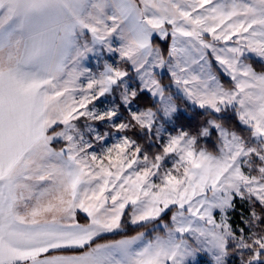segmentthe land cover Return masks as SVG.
<instances>
[{"label":"snow or ice","instance_id":"obj_1","mask_svg":"<svg viewBox=\"0 0 264 264\" xmlns=\"http://www.w3.org/2000/svg\"><path fill=\"white\" fill-rule=\"evenodd\" d=\"M157 39H170L166 54ZM110 54L133 75L107 60L92 70ZM114 90L120 104L93 105ZM145 93L153 106L134 109ZM174 97L207 114L194 133L168 131ZM213 134L210 151L199 142ZM126 224L142 230L121 235ZM108 234L120 238L98 242ZM201 254L264 264V0H0V264Z\"/></svg>","mask_w":264,"mask_h":264},{"label":"rangeland","instance_id":"obj_2","mask_svg":"<svg viewBox=\"0 0 264 264\" xmlns=\"http://www.w3.org/2000/svg\"><path fill=\"white\" fill-rule=\"evenodd\" d=\"M164 42H165L164 40H159V39H157V40L154 41V43L157 44V45H159L165 51V54H166L167 49H168V46L171 43V41L169 39V40H167L166 43H164ZM105 60H107L108 63H111L114 66L121 67L122 69H127L129 71V74L130 75H133L131 68L127 64L120 63L119 56L118 55H111V58L110 59H109L108 56H105L103 59H101L99 61H97V59L95 57H93L92 60L90 61V66L92 67V70L94 72L101 71L102 68L100 67V65H102ZM252 60L258 61V59L255 58V57H253ZM249 62L252 63L253 66L258 71L261 70V68H257L256 65L251 60ZM213 67H214V70L218 71V69L215 68V65ZM158 75L162 78L163 83H165V84H170L171 83L170 78H169V74L167 73L166 70H158ZM221 79L224 82V80H223L222 77H221ZM132 83H133V86L135 87V86H137L139 84V81H138V79L134 78L133 81H132ZM225 85L226 86H230V83H228V84L225 83ZM169 91H171L173 93H176V87H175V85H173L169 89ZM174 98H176V97H174ZM113 103H115V104H120L121 103L120 95H119V90H114L112 93L106 94L104 97H100L97 101H93V105L98 110H101V111L105 110L106 108L111 107L113 105ZM176 104H177V107H178V111H177V113H178L181 110V106H180V104H179V102L177 100H176ZM137 106L141 110L144 109V108H146V107H151V106L145 105L143 103H140L138 100L136 101V104L134 105V109ZM121 111H123V109H121ZM125 115H127V114L125 113ZM175 122H176V120H175V116H174L172 118L171 124L167 125L168 131L169 132H172L173 134H174L175 130H179L180 129L179 127L175 126ZM83 123H84V121L81 120V124H83ZM89 123H92V126L95 127V128H97V130L100 131V132H102V133L109 132V130L111 128V125L110 124H107V123H102V122H89ZM184 129L187 130L186 128H184ZM111 132H112V135L107 138V145H104V142H102V141L101 142L93 141L94 148H95V150L97 152L100 151V146H111L113 143H115V141H116L115 129H111ZM129 134L131 135V133H129ZM203 139H205V138H203ZM141 143L147 144L143 140L141 141ZM61 146H62V144L55 145V147H57V148H59ZM147 150L150 153H155V152L160 151V147H159L158 144H153L152 147L149 148V149H147ZM237 205L238 206H237V209L236 210H238V212H241V211H243L246 208V205H242L240 201H237ZM130 211H131V209H129V212ZM216 215H217V219H219V213L218 212L216 213ZM170 216H171V213H170ZM232 222H233V214H232ZM233 225H234V227L235 226H240V227L243 226L242 224H240V218H239L238 223L235 224L233 222ZM209 261H210V257L208 255L201 254L200 264H208ZM229 264H239V259L236 258V257L230 258L229 259Z\"/></svg>","mask_w":264,"mask_h":264},{"label":"trees","instance_id":"obj_3","mask_svg":"<svg viewBox=\"0 0 264 264\" xmlns=\"http://www.w3.org/2000/svg\"><path fill=\"white\" fill-rule=\"evenodd\" d=\"M167 41H165L164 43H166ZM257 68H261L262 65L259 61L256 60H251ZM219 71V69H218ZM224 82L226 84L230 83L227 77L222 76ZM154 97H152L150 94H143L138 101L140 103H143L145 105L148 106H153V101H154ZM176 100L179 102L180 106H181V110L177 113V115L175 116V126L179 127V128H186L188 131L190 132H195L196 129L201 125L202 121L206 118V115L203 110L197 108V107H189L188 104L184 101V99L181 98H176ZM218 119H220V115L218 114ZM223 121L227 123L228 126L235 128L237 130H239L242 126L238 124V122L236 121L235 116L231 113V111H229L227 114H225L223 116ZM144 142L148 143L147 140H143ZM200 145L207 147L209 150H214L213 146L216 143V135L213 134V136L211 138H205V139H201L200 140ZM238 206V205H237ZM129 212V209L127 210ZM238 210H236V213H233V222L235 224L238 223L240 216L238 215ZM82 215V214H80ZM170 218V213L168 214V217H165V219H169ZM125 220L128 219V217L126 216L124 218ZM142 229L137 228L135 226H132L130 224H126L125 227V231L123 233H121V235H134L136 232L141 231ZM120 235H105L103 237L102 240L98 241V242H104L105 240H111V239H119Z\"/></svg>","mask_w":264,"mask_h":264}]
</instances>
